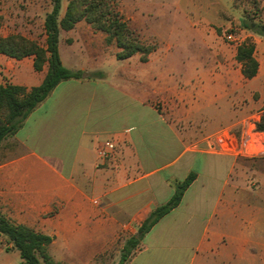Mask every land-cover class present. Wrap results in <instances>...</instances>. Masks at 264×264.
Here are the masks:
<instances>
[{
    "label": "crops",
    "instance_id": "obj_1",
    "mask_svg": "<svg viewBox=\"0 0 264 264\" xmlns=\"http://www.w3.org/2000/svg\"><path fill=\"white\" fill-rule=\"evenodd\" d=\"M207 23L185 21L181 39L173 21L131 80L80 67L106 76L60 82L0 144V212L52 237L55 261L87 264L136 235L194 172L124 264H264V196L239 162L242 138L262 119L264 70L247 79L237 47L220 46ZM253 35L264 61V36ZM1 69V84L27 89L47 71L4 54Z\"/></svg>",
    "mask_w": 264,
    "mask_h": 264
},
{
    "label": "trees",
    "instance_id": "obj_2",
    "mask_svg": "<svg viewBox=\"0 0 264 264\" xmlns=\"http://www.w3.org/2000/svg\"><path fill=\"white\" fill-rule=\"evenodd\" d=\"M52 10L44 20L45 42L40 44L34 39L21 34L0 37V54L21 60L33 57V68L46 74L40 84L27 89L17 84L0 83V143L9 135H14L23 125L28 115L62 81L83 78H104L102 71L85 72L72 70L65 66L60 55V37L62 32L73 30L76 24L85 20L94 30L106 33V42L115 43L118 51L117 60H126L140 54V60L146 62L148 55L156 50V45L146 43L139 34L130 28L115 9L117 0H67L65 13L62 15V0H50ZM3 17L0 15V27ZM254 33L264 36V22H252L247 26ZM254 43L244 40L236 48V60L242 64V72L247 79L258 74L259 63L254 57ZM259 131H264V113L256 124ZM196 179V173L190 172L182 181L174 183V192L170 199L157 206L142 222L138 233L127 239L118 264H124L152 227L162 217L176 208L189 186ZM17 249L24 264H62L55 261L48 253L52 237L36 232L34 229L13 222L0 212V236Z\"/></svg>",
    "mask_w": 264,
    "mask_h": 264
},
{
    "label": "rangeland",
    "instance_id": "obj_3",
    "mask_svg": "<svg viewBox=\"0 0 264 264\" xmlns=\"http://www.w3.org/2000/svg\"><path fill=\"white\" fill-rule=\"evenodd\" d=\"M66 6L67 0H62V15L65 13ZM168 6H181L182 11H168ZM115 9L142 40L155 44L157 48L159 47L158 35H164L173 21H176L178 28L175 33L180 35L181 39L187 37L184 29L185 21L202 25L208 22L209 26L207 23L206 27L213 30L219 38V45L228 46L229 51L236 47L228 40L229 33L241 35L243 41L252 40L253 34L256 33L247 26L252 22H264V0H117ZM51 10L50 0H0V15L3 17L0 36L21 34L44 44V20ZM105 38L106 33L94 30L85 20L80 21L73 30L62 32L60 53L63 64L72 70H80V67L85 70L96 67L114 69L118 77L123 79L126 75L130 80L132 76L136 78L138 74L140 75L141 55H135L133 65L117 61L116 44L107 43ZM255 55L259 67L264 70L261 54L256 51ZM97 71H102L106 76L104 70ZM6 79L8 76L1 69L0 81L3 82ZM136 90L139 92L141 89L136 87ZM11 136L13 135L7 138ZM239 162L246 168L245 180L252 185L257 195L263 197L264 152L239 154ZM131 236H121L110 249L97 255L93 262L87 264H118L123 247ZM0 264H24L18 250L7 243L3 235L0 236Z\"/></svg>",
    "mask_w": 264,
    "mask_h": 264
},
{
    "label": "built area",
    "instance_id": "obj_4",
    "mask_svg": "<svg viewBox=\"0 0 264 264\" xmlns=\"http://www.w3.org/2000/svg\"><path fill=\"white\" fill-rule=\"evenodd\" d=\"M228 40L234 44L236 47L239 46L243 39L241 35L229 33L227 35ZM256 51L254 49V57L256 59ZM257 122L255 123L254 127L245 134L242 138L240 145H239V154H251L252 152H264V131H259L256 126ZM229 140L226 141L228 143Z\"/></svg>",
    "mask_w": 264,
    "mask_h": 264
}]
</instances>
